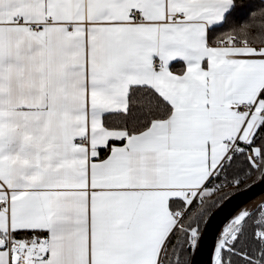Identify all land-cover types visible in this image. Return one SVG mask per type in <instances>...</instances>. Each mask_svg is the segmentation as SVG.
Returning <instances> with one entry per match:
<instances>
[{
    "label": "snow or ice",
    "instance_id": "obj_1",
    "mask_svg": "<svg viewBox=\"0 0 264 264\" xmlns=\"http://www.w3.org/2000/svg\"><path fill=\"white\" fill-rule=\"evenodd\" d=\"M0 264H264V0H0Z\"/></svg>",
    "mask_w": 264,
    "mask_h": 264
},
{
    "label": "bare ground",
    "instance_id": "obj_2",
    "mask_svg": "<svg viewBox=\"0 0 264 264\" xmlns=\"http://www.w3.org/2000/svg\"><path fill=\"white\" fill-rule=\"evenodd\" d=\"M256 202L258 203L259 202V199H256Z\"/></svg>",
    "mask_w": 264,
    "mask_h": 264
}]
</instances>
